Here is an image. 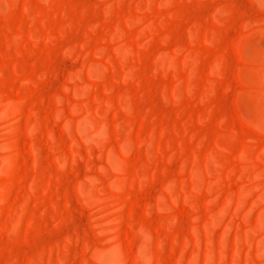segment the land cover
I'll use <instances>...</instances> for the list:
<instances>
[{
    "label": "rangeland",
    "instance_id": "obj_1",
    "mask_svg": "<svg viewBox=\"0 0 264 264\" xmlns=\"http://www.w3.org/2000/svg\"><path fill=\"white\" fill-rule=\"evenodd\" d=\"M0 264H264V0H0Z\"/></svg>",
    "mask_w": 264,
    "mask_h": 264
}]
</instances>
